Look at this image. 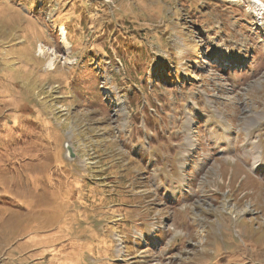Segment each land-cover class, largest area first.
Wrapping results in <instances>:
<instances>
[{
  "label": "rangeland",
  "instance_id": "rangeland-1",
  "mask_svg": "<svg viewBox=\"0 0 264 264\" xmlns=\"http://www.w3.org/2000/svg\"><path fill=\"white\" fill-rule=\"evenodd\" d=\"M0 264H264V0H0Z\"/></svg>",
  "mask_w": 264,
  "mask_h": 264
},
{
  "label": "trees",
  "instance_id": "trees-1",
  "mask_svg": "<svg viewBox=\"0 0 264 264\" xmlns=\"http://www.w3.org/2000/svg\"><path fill=\"white\" fill-rule=\"evenodd\" d=\"M138 1V5L140 6L142 4V0H137Z\"/></svg>",
  "mask_w": 264,
  "mask_h": 264
},
{
  "label": "water",
  "instance_id": "water-1",
  "mask_svg": "<svg viewBox=\"0 0 264 264\" xmlns=\"http://www.w3.org/2000/svg\"><path fill=\"white\" fill-rule=\"evenodd\" d=\"M69 150V149H68ZM70 154L72 155V152L70 151Z\"/></svg>",
  "mask_w": 264,
  "mask_h": 264
}]
</instances>
